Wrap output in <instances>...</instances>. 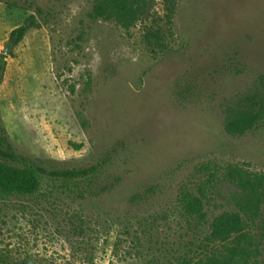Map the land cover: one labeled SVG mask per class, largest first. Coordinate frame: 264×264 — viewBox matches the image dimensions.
<instances>
[{"label": "rangeland", "instance_id": "rangeland-1", "mask_svg": "<svg viewBox=\"0 0 264 264\" xmlns=\"http://www.w3.org/2000/svg\"><path fill=\"white\" fill-rule=\"evenodd\" d=\"M138 1L124 27L91 16L96 0H0L2 148L48 169L98 167L0 194V264H194L224 252L210 238L224 211L245 220L248 264H264V205L242 211L229 176L264 173V118L225 129L264 107V0ZM185 192L204 194V219L185 213Z\"/></svg>", "mask_w": 264, "mask_h": 264}, {"label": "trees", "instance_id": "trees-1", "mask_svg": "<svg viewBox=\"0 0 264 264\" xmlns=\"http://www.w3.org/2000/svg\"><path fill=\"white\" fill-rule=\"evenodd\" d=\"M172 11L175 0H167ZM138 0H96L91 16L115 20L124 27L133 25L140 17L141 6ZM36 25L33 17L10 32L9 46L18 45L29 29ZM159 31L148 30L145 40L149 45L160 41ZM155 42V43H154ZM15 57L13 52H9ZM5 54H0V74L5 69ZM264 118V107L244 109L239 111L226 124V131L231 135H242L253 129ZM80 148V145H74ZM44 160H31L26 156L15 154L10 147L4 149L0 139V194L28 195L39 191L41 178L47 175L54 179H76L95 174L96 165L85 168L48 169L42 163ZM231 180L242 190V211L258 215L264 205V173L249 172L239 166H230ZM204 194L195 195L185 192L181 197L182 207L188 215L206 217L203 203ZM246 223L240 212L224 211L217 215L211 224L210 238L223 243L224 252L213 253L194 264H248L249 251L244 242H250V236L245 231Z\"/></svg>", "mask_w": 264, "mask_h": 264}]
</instances>
